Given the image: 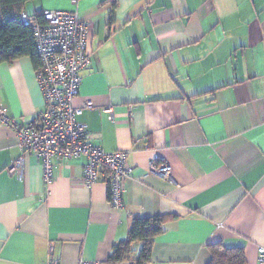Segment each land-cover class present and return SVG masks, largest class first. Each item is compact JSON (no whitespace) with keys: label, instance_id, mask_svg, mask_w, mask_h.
<instances>
[{"label":"crops","instance_id":"crops-1","mask_svg":"<svg viewBox=\"0 0 264 264\" xmlns=\"http://www.w3.org/2000/svg\"><path fill=\"white\" fill-rule=\"evenodd\" d=\"M114 3V5L112 4ZM28 7L29 10H26ZM75 12L90 63L73 106L87 140L123 151L121 206L102 180L82 182L85 159L20 155L0 122V264L105 262L133 217L165 216L145 264H207L208 245L264 247V0H31L24 12ZM0 105L14 122L45 109L28 57L0 63ZM171 167L172 179L148 173ZM141 243H133L131 260ZM51 251V255L49 252ZM117 264H130L124 260Z\"/></svg>","mask_w":264,"mask_h":264},{"label":"built area","instance_id":"built-area-1","mask_svg":"<svg viewBox=\"0 0 264 264\" xmlns=\"http://www.w3.org/2000/svg\"><path fill=\"white\" fill-rule=\"evenodd\" d=\"M21 16L33 30L40 62L35 75L45 109L30 122H14L0 105V122L14 131L20 151L9 170L21 176L23 156L34 154L41 161L44 182L50 184L54 160L84 158L83 184L90 187L102 180L108 186L110 203L115 208L120 207L124 182L131 169L127 154L123 151L105 152L90 143L84 124L77 118L84 109L92 108V103L87 101L80 107L73 106L81 82L80 72L90 63L86 22L80 20L74 11L42 10L33 14L22 12ZM148 173L172 179L171 167L166 163L157 164L154 159L148 162ZM256 262L264 264V247H257ZM44 264H60V261L49 256ZM77 264L112 263L81 259Z\"/></svg>","mask_w":264,"mask_h":264},{"label":"trees","instance_id":"trees-1","mask_svg":"<svg viewBox=\"0 0 264 264\" xmlns=\"http://www.w3.org/2000/svg\"><path fill=\"white\" fill-rule=\"evenodd\" d=\"M31 0H0V63H10L28 57L34 66L40 62L33 39V30L22 19V12ZM114 5V3L112 2ZM39 18V17H38ZM165 216L133 217L127 237L114 245L106 262L117 264L128 261L130 264H145L150 259L154 238L163 232ZM141 243L137 259L131 260L133 243ZM210 260L207 264H246L243 247H226L216 242L208 245Z\"/></svg>","mask_w":264,"mask_h":264},{"label":"rangeland","instance_id":"rangeland-1","mask_svg":"<svg viewBox=\"0 0 264 264\" xmlns=\"http://www.w3.org/2000/svg\"><path fill=\"white\" fill-rule=\"evenodd\" d=\"M26 10H29L28 7H26Z\"/></svg>","mask_w":264,"mask_h":264}]
</instances>
